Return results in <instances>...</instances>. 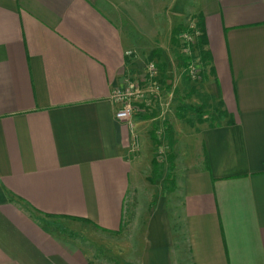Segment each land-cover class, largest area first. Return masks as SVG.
I'll return each mask as SVG.
<instances>
[{
  "label": "crops",
  "instance_id": "obj_1",
  "mask_svg": "<svg viewBox=\"0 0 264 264\" xmlns=\"http://www.w3.org/2000/svg\"><path fill=\"white\" fill-rule=\"evenodd\" d=\"M121 12L144 46L98 0H0V264H103L37 215L121 226L130 153L156 118L135 117L131 130L115 119L114 92L155 50L148 63L163 65L158 99L170 106L182 61L172 32L186 15L208 52L203 94L223 115L185 133L138 264H176L168 199L180 204L190 264H264V0H169L160 33L136 7Z\"/></svg>",
  "mask_w": 264,
  "mask_h": 264
},
{
  "label": "rangeland",
  "instance_id": "obj_2",
  "mask_svg": "<svg viewBox=\"0 0 264 264\" xmlns=\"http://www.w3.org/2000/svg\"><path fill=\"white\" fill-rule=\"evenodd\" d=\"M123 3L136 7L142 12L149 30L164 31L165 26L162 18L165 16V9L169 6V0H98V4L104 7L119 29L130 37V43L144 46L145 39L141 38L126 19L124 13L121 12ZM141 3L145 6H141ZM184 19L185 23L175 26V28H178L179 25L184 27L175 34L177 41L174 44V53L181 59L183 54L181 52L180 35L183 30L187 29L190 22H193L191 16L186 15ZM195 27L199 30L196 23ZM199 36H197L196 42ZM196 42L192 48V54L197 73L194 76L189 75L184 70L182 61L180 62L174 100L170 106L168 104L164 109L161 108L162 102L158 99L157 92L161 91L166 83L163 65L155 63L158 74L155 78H152L147 72L148 60L146 57L144 70H141L136 79H133L139 87L146 89L142 100L133 103V119L139 116L155 117L156 119L148 126L145 140H139L138 145L130 153L136 170V179L128 189L121 226L117 230L105 231L68 217L37 215L38 222L53 231L71 237L84 246L91 257L98 259L103 264L139 263L145 217L156 202L154 199L168 194L169 189L174 185L175 162L179 161L178 147L184 143L185 133L191 130L193 133L198 132L199 124L203 122L208 125L209 123H219L223 115L221 105L203 94L202 82L205 73ZM155 85L158 86V91L151 89ZM182 105L198 110L197 112L193 110L185 111L183 117L179 118L178 113L180 110L178 108ZM174 128H176V132ZM175 136H177L176 139ZM166 203L170 207L175 232L173 253L176 264H190L185 232L180 219V204L178 200L170 199L166 200ZM63 231L70 232L72 236Z\"/></svg>",
  "mask_w": 264,
  "mask_h": 264
},
{
  "label": "built area",
  "instance_id": "obj_3",
  "mask_svg": "<svg viewBox=\"0 0 264 264\" xmlns=\"http://www.w3.org/2000/svg\"><path fill=\"white\" fill-rule=\"evenodd\" d=\"M201 33L196 29L195 24H190L180 35L181 52L187 59L183 62L184 70L191 76L197 73L195 60L192 54V48L195 45L196 38ZM148 75L155 78L158 74L155 63L149 62L146 66ZM151 87V86H150ZM152 90H159L158 86H152ZM146 89L139 87L138 83L130 78H126L123 85L114 92V102L116 104L115 119L127 125L131 130L133 128L134 102L142 100Z\"/></svg>",
  "mask_w": 264,
  "mask_h": 264
},
{
  "label": "trees",
  "instance_id": "obj_4",
  "mask_svg": "<svg viewBox=\"0 0 264 264\" xmlns=\"http://www.w3.org/2000/svg\"><path fill=\"white\" fill-rule=\"evenodd\" d=\"M199 26V31H202V28H201V24L198 25ZM184 27L182 25H179L178 28H174L173 29V32H172V38L171 40L174 42L176 41L174 35L176 33H178L179 29H181ZM184 31V30H183ZM205 43V40H204V37H203V34L201 33L200 36H199V39L198 41L196 42V47L198 49V53H199V56H200V59L203 61L204 59H208V52L203 48V44ZM155 53L156 51L155 50H152L149 54V57H148V61H152L153 60V57L155 56ZM187 58L186 57H182V61L184 62ZM205 78V75L203 74V79ZM180 110V112L178 113V117L179 118H182L183 117V113L185 111H188V110H193V111H196L198 109L196 108H192V107H187V106H179L178 108ZM156 141V140H155ZM174 189V185L169 189V191H172ZM47 216H54L53 214H46ZM70 217L71 219H75V220H80V221H83V222H90L88 219H85V218H77V217H72V216H68ZM65 232L67 235L69 236H72V234L70 232H66V231H63Z\"/></svg>",
  "mask_w": 264,
  "mask_h": 264
}]
</instances>
